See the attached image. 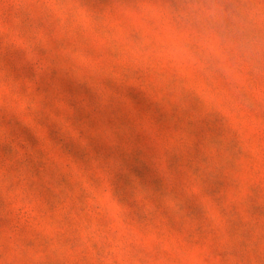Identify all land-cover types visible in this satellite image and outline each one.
I'll return each instance as SVG.
<instances>
[{
	"label": "rangeland",
	"instance_id": "1",
	"mask_svg": "<svg viewBox=\"0 0 264 264\" xmlns=\"http://www.w3.org/2000/svg\"><path fill=\"white\" fill-rule=\"evenodd\" d=\"M0 264H264V0H0Z\"/></svg>",
	"mask_w": 264,
	"mask_h": 264
}]
</instances>
